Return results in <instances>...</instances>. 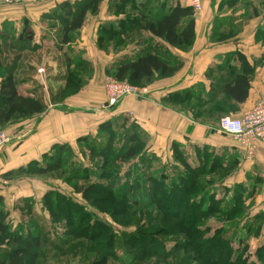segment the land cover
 I'll return each mask as SVG.
<instances>
[{
	"label": "trees",
	"instance_id": "trees-1",
	"mask_svg": "<svg viewBox=\"0 0 264 264\" xmlns=\"http://www.w3.org/2000/svg\"><path fill=\"white\" fill-rule=\"evenodd\" d=\"M101 1L73 0L71 2L68 0V2L58 7L57 14L60 19L61 34L64 42L67 41L68 37L69 43L71 33L82 27L87 12L94 13L97 11ZM154 1L145 0L141 4L143 6V4L154 3ZM225 3L229 6L233 4L232 0H225ZM116 5L119 10L121 6H124V0H117ZM153 6V8H142L139 13L124 15V18L118 21L117 25L106 27V31L113 34L110 38H116L121 43L122 31L135 28L136 31L144 30L171 47H190L195 38L194 11L192 7L181 4L179 0H175L167 8L165 1L160 5ZM120 13H122V10H120ZM263 34L264 28H260L254 36L258 41L264 42ZM232 61L237 62L239 65H232ZM178 65L175 59L158 53L157 45H155L147 46L133 57L117 59L106 72L118 80H124L137 86H147L156 77L155 75L157 77H168L176 71ZM254 68L255 63H251L243 53L234 51V53L226 57L222 65L208 70L206 76L210 77V84L206 91L199 88L195 93H191L190 97H187V92H192L190 90L183 91L184 93L180 95L173 94L170 96H173L185 106L187 99L191 100L192 103L188 108L195 110L194 117L206 118L207 124H210L211 127H216L221 114L236 112L239 105L248 97ZM0 78V126L18 117H28L44 110L45 106L39 99L24 96L18 92L12 69L2 71ZM80 82V73L68 71V87L73 86V92L77 91ZM128 121L126 116L118 115L109 121L99 124L97 129L107 132V137L101 141V135H98L96 138L99 139L100 143L98 142L97 147H95L96 143L94 140L88 143L90 151H96L112 161L121 160L124 162L134 158L139 151L145 152L144 133L139 129L138 124L134 121H130V123ZM121 128L124 131L123 135L121 134L123 136L122 140H131V144L124 145L117 153L111 154L110 147L106 142H110L112 140L110 136ZM81 139L82 141L88 140V136H84ZM63 146H68V144L57 145L58 151ZM195 151L196 164L191 166L186 162V157L179 145L175 142L172 143V152H175L182 159L184 170L178 174L177 180L174 181L176 184L173 183L171 186L167 185L168 183L165 179L155 181V184L162 191L161 196L158 198L159 202L154 197L155 191H152L151 188L147 191V194L153 197L149 201L137 200V198L130 196L136 192L134 186H141L137 177L134 179V183L130 181L126 183L125 187L122 186L116 190L113 187L114 183L108 180L104 184H99L96 181V186L89 185L82 188L80 185L76 187V190L81 192L83 198L88 199L95 208L109 212V215L113 216L117 222L135 227L137 230L126 234L121 233V236L117 237L116 233L100 221L96 224L88 221L90 219L88 213L78 208L80 211L76 218L71 219V226H69L71 229L68 234L72 233L74 244L80 243L85 247V253L82 255L83 261L80 264H106L109 258L115 259L118 257L117 247L121 248L125 255L129 257L126 263L119 260V264H131L133 262L140 264V262L154 258L158 253L164 264H184L188 261H194L196 264H238L237 262L240 259L238 254L241 250L243 252V249L239 247L240 245L238 244L239 246L234 248L231 241L225 236L224 227L221 226L210 230L204 222L206 218L213 215V206L215 205L216 209L221 212L224 211L222 213L223 217L231 221L228 211L234 208L237 201H243L244 191L241 189L243 184H237L234 187L235 196L229 201L228 207H221L227 190L225 189L226 191L218 197L216 191L210 192L209 187L204 188L201 176L205 172L210 173L217 168L227 171V166L232 161H230L229 155L224 152L221 153L219 150L215 151L206 145ZM42 157L47 158L45 163H41L40 160H32L26 166L18 168L15 173L41 176L60 171V157L54 156L52 153L43 154ZM151 158L152 155L145 158V162H149L147 163L148 167L150 166ZM81 170L82 172L73 174V176L77 177L78 175L82 180L86 178V174L84 173V168L81 167ZM101 177H98V179ZM216 185L218 186V184ZM95 187H99L97 190L102 194L99 198L94 195L97 192ZM210 187L213 189V186ZM56 194L53 193L52 196V193L48 192L44 197L53 199L55 196V198L65 200L67 205L70 203V199H65L62 195ZM2 202L3 196L0 195V205H2ZM58 202L60 203V201ZM171 202L173 203L171 204ZM103 203L111 204L109 205L111 209L108 206H104L105 204L103 205ZM156 203L161 206L163 203H167L169 206L171 205L173 208L177 207L178 209L190 206V212L180 218L181 222H176L174 219L178 218L177 211L173 213L169 209L172 212L169 213L167 211L165 213L164 208H162L158 218L157 214L146 211V207ZM133 204L139 206V209L133 207L132 210L124 208L125 206H133ZM202 205H205V208H202ZM70 206L77 208L71 203ZM56 211H58V207H56ZM122 214L124 218L118 220ZM258 216L259 214L254 217L257 218ZM73 220H77L79 224L74 228L71 224ZM248 228L249 225H247L246 229ZM179 234L186 236L185 240L181 242L174 239L169 242L171 243L170 249H167L165 239L169 237L176 238L175 236ZM42 246L43 240L39 234L35 232L23 233L18 228L11 229L5 220V212L0 209V264H39ZM194 248L204 250L206 256H202L200 252H193L192 249ZM72 253H75V250ZM183 253L185 258L182 259ZM211 254L217 256L216 261L210 262ZM256 254H258V257L263 258L264 245L256 249Z\"/></svg>",
	"mask_w": 264,
	"mask_h": 264
},
{
	"label": "crops",
	"instance_id": "crops-1",
	"mask_svg": "<svg viewBox=\"0 0 264 264\" xmlns=\"http://www.w3.org/2000/svg\"><path fill=\"white\" fill-rule=\"evenodd\" d=\"M108 1L102 0L96 12H87L82 27L71 33L78 35L77 42L72 43L71 40L68 43V37L66 42L63 41L57 14L58 7L68 0H21L0 4V74L11 69L8 68L9 61H14L12 65H17L15 69L12 68V73L18 92L39 99L45 106L42 112L18 117L0 126L10 138L0 151V176L24 167L32 160H40L56 145L92 134L99 124L118 115L124 116L127 111L132 112L133 121L144 133V150L147 153L157 156L171 154L174 142L184 151L188 148L195 160V150L205 145L221 153H231L228 136L207 124L206 118L194 117L195 110L170 95H180L186 90L197 91L199 88L206 91L210 84V77L206 76L208 70L222 65L234 51L243 53L251 63H255L257 57L261 56H257L252 49L259 44L255 42L254 34L262 23V16L249 19L243 23L242 29L238 27V31H233V26H239L243 19L240 11L221 0H201L200 10L194 11L195 38L190 47H171L144 30L138 34L139 31L133 28L122 31L120 45L113 48L101 46L97 43L98 39L95 41L96 33L100 34L98 37L110 34L106 27L117 25L124 18L123 12L115 15L114 11H108ZM179 1L189 5V0ZM115 5L116 2L111 5L113 10ZM242 43L250 44L248 48L251 49ZM69 45L73 48V55L78 58L75 63L81 67L80 85L70 96L63 94L68 89ZM155 45L158 53L175 59L179 65L168 77L155 75L146 86L148 93L144 98L125 96L113 111L84 113L83 110H91L80 108V112H68V106L82 107L98 101L100 97L95 96L94 92L102 85L101 70H108L119 58L133 57L147 46ZM12 51L16 53L11 55ZM95 55L97 63H88L90 58L95 59ZM31 58L36 60L31 61ZM231 64L239 65L235 61ZM90 69L93 70L92 76L88 72ZM261 74L257 73L251 78L248 97L239 105L234 116L251 108L264 93ZM238 148L245 160L264 165V143L256 145L252 157H247L243 149ZM14 182L11 194L20 191L21 184L18 180ZM0 195H3L1 191Z\"/></svg>",
	"mask_w": 264,
	"mask_h": 264
},
{
	"label": "rangeland",
	"instance_id": "rangeland-1",
	"mask_svg": "<svg viewBox=\"0 0 264 264\" xmlns=\"http://www.w3.org/2000/svg\"><path fill=\"white\" fill-rule=\"evenodd\" d=\"M69 1L72 2L73 0ZM142 1L145 0H124V6H121L118 10L117 5H115V9L113 10L111 5L117 2V0H109L108 5L110 6L108 11H114L116 15L120 12V10H122L124 15H127L129 13H139L142 8H153V5H160L163 3V1L166 2V8L171 3L175 2V0H155L154 3H146L142 6ZM221 1L222 3L225 2V0ZM232 2V6L240 11V14L243 18L239 26H233V31H238V27L242 29L244 22L246 23L249 21V19L259 15L262 16V23H260V26H258L256 31L260 28H264V0H232ZM141 32L142 31H139L138 34ZM99 35L100 34L96 33L95 41L98 39V42H100V45L103 47L113 46V48H115L120 45L116 38H110L113 35L112 33L98 37ZM77 36L78 35L76 34H72L69 38V40H71L70 43L73 41L77 42ZM254 40L259 44L256 45V48L254 47L252 49L257 56L261 57H257L255 62V65L257 64V68H254L251 78H254L257 73L262 72L261 76L264 79V42L258 41L255 36ZM146 43L147 42H145V44ZM70 45L68 46V71L79 73V70L81 71V67L75 63L78 58L73 55V48H71ZM242 45H244L247 49H251L248 48L250 45L248 43H242ZM95 46L97 47V45ZM14 53L16 52L12 51L11 55ZM94 58L95 59H93V57L90 58L91 60L88 63L91 64V61L92 63L94 61V64H96L97 56L95 55ZM35 60L36 59H32L31 61ZM12 62L15 63L14 61ZM12 62L9 61L8 68L15 69L17 64L12 65ZM258 68L259 70H256ZM105 70L104 72L101 70L100 73L102 85H99L98 89L94 92L95 96L100 97L98 101L89 102V104H86L82 107L68 106V112H80L82 111L80 108H87L91 110H83L84 113L94 112V110L108 111L109 109L112 110L115 108L116 104H118V101L113 106H103L104 102H106L108 99L105 83L109 78L114 77L108 72H105ZM88 72L90 73V76L93 75V70L90 69ZM73 88L74 87L72 86L68 87L67 90L63 89V94L68 93V96H70L74 93L72 91ZM195 92V90L192 92H187V97H190L191 93ZM104 99L105 101L102 102ZM191 103V100L187 99L186 106L189 107ZM129 112L133 117L132 112ZM230 115H235V112L225 114L223 113L219 116V118ZM128 122L130 123V121ZM123 133V128L119 129L110 136L112 140L110 142H106L110 147L111 154L117 153V151H119V149L124 145L127 146L131 144V140H122ZM98 135H101L100 140L102 141L105 140V137H107V132L97 129L92 134L84 135L88 136V140L82 141V137H79L75 139V141L72 140V142L65 143L66 145L68 144V146H63L59 151L57 145L54 146L50 153H52L54 156L60 157V171L39 176L28 175L24 173L16 174V169L11 173L0 176V191L3 195H5H2L3 202L2 205H0V209H3L5 212V220L8 225L11 227V229L18 228L19 231L22 230L23 233L35 232L39 234L43 240L39 264H80L83 261L82 255L85 253L84 245L80 243L74 244L75 241H72V233L68 234V231L71 229L69 227L71 226V219L76 218L80 211L78 208L88 213L90 216L88 221L94 222V224L100 221L101 223L108 226V228H110L114 233H116L117 237L121 236V233L126 234L137 231L135 227L126 226L117 222L113 216L109 215V212H104L95 208V206L91 204L88 199L86 200L83 198L81 192L76 190V187H79L80 185L82 188L89 185L96 186V181H98L99 184H104L108 180L114 183L113 187L116 190L122 186L125 187L127 185L126 183L130 181L134 183V179L137 177L141 183V186H134V190H136V192L134 195L130 196L137 198V200L149 201L150 198H153L147 194L148 189L151 188L152 191H155L154 197L157 199V202H159L158 198L161 196L162 191L161 188L155 184V181L165 179L168 183L167 185L171 186L174 181L177 180L178 174L182 173L184 170L182 159H180L175 152H171V154L168 155L166 153H162V155L157 156L155 154H150L147 152L142 153V151H139L134 158L126 160L125 162L121 160L112 161L108 157L98 154L96 151H90L88 148V143H90L92 140L95 141V147H97L98 142L100 143L99 139L96 138ZM227 139H229V144L232 145L231 153L228 156L232 162L231 164H228L227 171L217 168L213 172H205L201 176V179L204 182V188L209 187L208 189L210 192L216 191V195L218 197H220L221 194L227 190L225 198L221 203V207H228L229 201L235 196L233 189L237 184H243L241 189L244 191V199L243 201H237L234 208L228 211L229 217L232 219L231 221L223 217L222 213H224V211H219V209H216L215 205L213 206V215H211L209 218H206L204 223L208 228H210V230L221 226L224 227V232L226 231L225 236L231 241L234 248L240 245L239 247L243 249L244 253L241 250L238 254L240 257L237 262L238 264H264V255H262L263 258H260V256L258 257V254H256V249L261 245H264V165L258 161L245 160V157H242L238 152L239 148L237 142L230 137ZM186 149L187 150L185 151L181 149V151L186 157V162L193 166L196 164V160L194 159L193 154L189 152L190 150L188 148ZM149 155H152V158L150 160V166L148 167L147 163L149 162L146 163L145 158ZM258 158L262 159L261 157ZM40 161L41 163H45L47 158L41 156ZM81 167L85 169L84 173L86 174V178L82 180L80 177H78V175L77 177L73 176V174L82 172ZM98 177L101 178L98 179ZM17 180L21 184V187L19 188L20 191L11 194L10 190L13 188V185H15L14 181ZM216 184H218V186ZM210 186H213V189ZM48 192H51L52 196L53 193H57L56 195L60 194L65 199H70L69 202L74 206H77V208L71 207L69 202L67 205L65 200L62 198L58 199L54 196L53 199H46L44 195ZM94 195L98 198L102 196L98 190L94 193ZM58 201H60V203ZM172 203L173 202H171V204ZM104 204L105 203H103V205ZM109 205L111 204L107 203L104 206H108V208L111 209ZM27 207L29 208L27 209ZM56 207H58V211H56ZM132 207L139 209V206L136 204L128 207L125 206L124 208H130L132 210ZM201 207L205 208V205H202ZM162 208H164L165 213L167 211L169 213L172 211L173 213L177 211L178 218L174 219L176 222H181L182 220L180 218L184 214L190 212V206L184 209H178L177 207L173 208L171 205L169 206L167 203H163L162 206L159 203L150 205L146 207V211L157 214L159 218ZM257 214H259V216L255 218ZM123 218L124 217L122 214L118 220H122ZM71 224L73 225V228L79 225L77 220H73ZM247 225H249L248 229H246ZM87 233L89 232L87 231ZM175 237L176 238L169 237L165 239L167 249H170L171 247V243L169 242H172L174 239L182 242L185 240L186 236L179 234ZM74 250L75 253H72ZM192 251H195L196 253L200 252L202 256H206L204 254V250H197L194 248ZM116 252L118 259L109 258L106 264H119L120 262L126 263L129 260V257L125 255L121 248L117 247ZM183 258H185L184 253L182 254V259ZM216 259L217 256L214 254L210 255V262H214ZM131 264L135 263L133 262ZM140 264H164V261L160 259V255L158 253L154 258H151L149 261L140 262ZM184 264H196V262L188 261Z\"/></svg>",
	"mask_w": 264,
	"mask_h": 264
},
{
	"label": "built area",
	"instance_id": "built-area-1",
	"mask_svg": "<svg viewBox=\"0 0 264 264\" xmlns=\"http://www.w3.org/2000/svg\"><path fill=\"white\" fill-rule=\"evenodd\" d=\"M21 0H0V4L16 3ZM189 5L193 11L201 8V0H189ZM42 71V69H38ZM107 92V101L105 106H113L117 101L125 96H135L144 98L148 93L145 87L132 85L124 80H118L111 77L105 83ZM124 116L129 121H133L131 113L127 111ZM215 129L237 142V145L243 149L247 157H252L258 143H264V93L260 95L255 104L243 111L240 115L223 116L219 118ZM9 135L4 129H0V151L9 141Z\"/></svg>",
	"mask_w": 264,
	"mask_h": 264
}]
</instances>
